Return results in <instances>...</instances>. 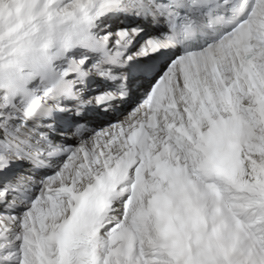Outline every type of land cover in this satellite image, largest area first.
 I'll return each instance as SVG.
<instances>
[{
    "label": "snow or ice",
    "instance_id": "snow-or-ice-1",
    "mask_svg": "<svg viewBox=\"0 0 264 264\" xmlns=\"http://www.w3.org/2000/svg\"><path fill=\"white\" fill-rule=\"evenodd\" d=\"M0 264H264V0H0Z\"/></svg>",
    "mask_w": 264,
    "mask_h": 264
}]
</instances>
